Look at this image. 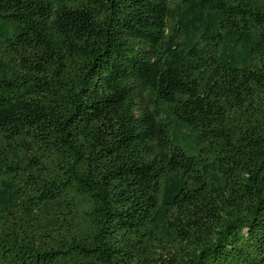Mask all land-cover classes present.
Here are the masks:
<instances>
[{"label":"trees","instance_id":"obj_1","mask_svg":"<svg viewBox=\"0 0 264 264\" xmlns=\"http://www.w3.org/2000/svg\"><path fill=\"white\" fill-rule=\"evenodd\" d=\"M0 264H264V0H0Z\"/></svg>","mask_w":264,"mask_h":264}]
</instances>
